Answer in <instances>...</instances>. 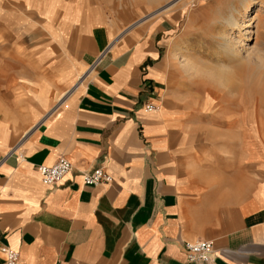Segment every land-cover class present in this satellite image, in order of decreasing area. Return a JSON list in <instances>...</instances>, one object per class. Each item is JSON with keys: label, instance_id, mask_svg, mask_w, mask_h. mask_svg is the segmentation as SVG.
I'll return each instance as SVG.
<instances>
[{"label": "crops", "instance_id": "1", "mask_svg": "<svg viewBox=\"0 0 264 264\" xmlns=\"http://www.w3.org/2000/svg\"><path fill=\"white\" fill-rule=\"evenodd\" d=\"M102 2L0 0V264L3 247L17 264H264V143H194L168 99L174 25L114 41ZM60 157L69 173L43 184ZM97 168L112 181L84 185ZM198 240L210 260L187 262Z\"/></svg>", "mask_w": 264, "mask_h": 264}, {"label": "rangeland", "instance_id": "2", "mask_svg": "<svg viewBox=\"0 0 264 264\" xmlns=\"http://www.w3.org/2000/svg\"><path fill=\"white\" fill-rule=\"evenodd\" d=\"M236 3L238 0H107L101 3L107 17L116 22L114 41L162 20L174 25L166 34L169 40L162 51L168 63V99L187 113L194 143H204V139L206 143H230L238 133L243 138L250 131H254L258 143H264V0H251L245 7L240 6L238 21L245 26L241 36L235 29L218 25L220 17H226ZM200 11H204V22ZM191 13L197 15V25L192 29L187 28ZM220 34L229 41L242 42L243 46L238 47L239 62L221 53ZM211 94L224 99L218 101L217 107L214 105L212 110L205 111L204 96L216 98ZM233 101L235 106L227 107ZM56 102L58 106L64 104L62 98Z\"/></svg>", "mask_w": 264, "mask_h": 264}, {"label": "built area", "instance_id": "3", "mask_svg": "<svg viewBox=\"0 0 264 264\" xmlns=\"http://www.w3.org/2000/svg\"><path fill=\"white\" fill-rule=\"evenodd\" d=\"M156 108L152 104L145 106V111L151 112ZM70 163L67 159L60 157L51 165H39L37 171L41 181L47 186H54L59 183L70 171ZM82 181L87 186H98L103 183H110L112 178L102 168H97L91 172L82 175ZM186 261L190 263H205L210 260L213 251V243L208 240H198L195 242H184ZM2 252L5 255L6 264H17L18 252L7 247H3Z\"/></svg>", "mask_w": 264, "mask_h": 264}, {"label": "bare ground", "instance_id": "4", "mask_svg": "<svg viewBox=\"0 0 264 264\" xmlns=\"http://www.w3.org/2000/svg\"><path fill=\"white\" fill-rule=\"evenodd\" d=\"M249 1H251V0H238V4L236 3V5L233 6L232 11L226 17L225 16L220 17V20H218V25H221V27H225L226 26L227 28H230V29H233V30L235 29L240 34L241 30H243L242 28H245V26H242V24H240L239 21H238V16H240V14H241L240 11H239V8H240V6H241V8L245 7V3L249 2ZM194 13H191L193 15H191L189 17L190 24L187 25V28L192 29V28H195V26L197 25L196 24L197 15L194 14ZM200 15H201V17H200L201 22H204V11L203 12L200 11ZM222 33L223 32H221V34ZM240 36H241V34H240ZM240 36H239V39H240ZM220 42H221V47H220L221 53H223L224 55L226 54L229 58L233 59L234 61H238L239 62V60H241L240 54H239V51H238V47L239 46L240 47L243 46L241 41H235V42L234 41L233 42L229 41L228 38H226L225 35L223 34V35H221ZM88 75H89V73H88ZM217 75H218V73L216 74V76ZM223 82H224V80H223ZM83 84L81 83V85H83Z\"/></svg>", "mask_w": 264, "mask_h": 264}]
</instances>
